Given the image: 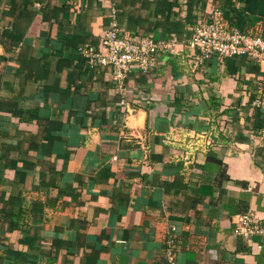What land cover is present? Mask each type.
<instances>
[{
    "label": "crops",
    "instance_id": "0c3cea01",
    "mask_svg": "<svg viewBox=\"0 0 264 264\" xmlns=\"http://www.w3.org/2000/svg\"><path fill=\"white\" fill-rule=\"evenodd\" d=\"M215 9L264 35V0H0V264H264V66L196 62ZM112 11L173 45L121 86L82 54Z\"/></svg>",
    "mask_w": 264,
    "mask_h": 264
},
{
    "label": "built area",
    "instance_id": "2783aa9c",
    "mask_svg": "<svg viewBox=\"0 0 264 264\" xmlns=\"http://www.w3.org/2000/svg\"><path fill=\"white\" fill-rule=\"evenodd\" d=\"M110 27L103 31L100 47L105 53L96 52L92 48L82 50L92 64H108L112 67L114 79L121 86L126 72L131 67H137L145 74H151L158 61L157 53L162 50H172L173 45L166 40H155L138 34L120 35V29L115 21V14L109 13ZM187 43L194 50L196 62L203 64L211 55L218 57L245 55L259 66H264V35L249 33L232 27L225 20L220 10H213L210 17L189 28ZM120 104L127 105L124 100ZM235 232L243 235L253 233L264 234L254 217L250 214H236ZM168 259L172 260L170 249Z\"/></svg>",
    "mask_w": 264,
    "mask_h": 264
}]
</instances>
